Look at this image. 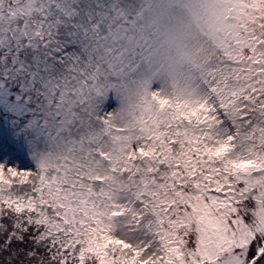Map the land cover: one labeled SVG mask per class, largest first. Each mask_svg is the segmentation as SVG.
I'll use <instances>...</instances> for the list:
<instances>
[{"label": "snow or ice", "instance_id": "1", "mask_svg": "<svg viewBox=\"0 0 264 264\" xmlns=\"http://www.w3.org/2000/svg\"><path fill=\"white\" fill-rule=\"evenodd\" d=\"M0 264H264V0H0Z\"/></svg>", "mask_w": 264, "mask_h": 264}]
</instances>
